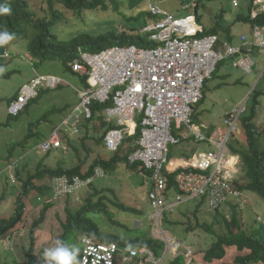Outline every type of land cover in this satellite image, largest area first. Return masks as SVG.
Masks as SVG:
<instances>
[{
	"label": "rangeland",
	"instance_id": "374dc122",
	"mask_svg": "<svg viewBox=\"0 0 264 264\" xmlns=\"http://www.w3.org/2000/svg\"><path fill=\"white\" fill-rule=\"evenodd\" d=\"M45 2L46 0H29L30 9L36 13L35 18L49 17L50 10ZM153 2L158 3L176 16L190 14L191 8L195 12L198 5L199 23L205 30L208 31L215 24L220 23L225 27L232 28L235 42H238L239 34L243 32L252 38L251 26L247 22L236 21L238 14H249L246 4L235 8L230 0H153ZM126 6L127 4H122L119 9ZM142 7L147 8L146 0H143ZM142 7L140 6V8ZM114 11V9L101 10L98 13L88 14L89 25L75 20L71 12H68L66 17L61 14L63 20L53 29L56 30L57 35H62L59 37L62 40H69L66 37L70 35L72 37V33L78 31L79 28L93 33L105 32L112 28V31L117 32L118 39H127L126 36L132 34L126 35L120 32L118 27L123 26L125 30L129 31L130 28L127 27H140L144 22V15H139V13L126 10L120 13V17H115L117 14ZM87 13L89 12L85 14ZM128 15L139 17L130 20ZM23 28L26 32L25 36L13 38L6 44L0 45V68L3 69L0 72V221L8 220L14 216L19 197L22 196L26 205L24 219L12 229L14 238L7 239L4 243L0 241V264H5L7 261L12 264H30V250L37 258H40L43 255L42 252L46 248L53 247L54 241L59 239L63 231L61 222L65 221L67 217L66 208L69 207L76 213L78 208L85 205L90 193L94 194V191L108 188L112 190L104 195H107L105 201L109 211L112 212V221L105 213L88 214L93 221L99 224L103 234L112 233L126 237H162L159 230L154 229L149 220L153 209L142 174L132 171L123 162L115 171H109V176L96 178L91 186L85 184L70 197L57 198V201L48 210L46 220L39 228H34V221L40 217L43 208L38 196L45 195L46 188L50 196L53 195V177L45 176L42 179H36L35 185L27 196L22 194L24 180L34 175L35 178H38L39 170L44 168H72L80 163L82 171H86L94 160L101 157L109 158L114 153L108 151L102 141V136L109 126L102 120L101 113L104 114V107H100L97 102L93 104L94 117L92 120H86L84 116L80 115L76 125L69 123L59 131L69 146L67 153L62 148H53L48 153L42 152L41 143L51 135L53 130L63 125V121L73 114L74 109L80 103L78 89L84 86V82L67 70L61 57L48 59L37 57L34 53L33 43L35 33L29 30L30 25H23ZM83 31L81 29V32ZM114 36L116 37V34ZM5 52H8L10 57H2ZM28 55L32 59H29ZM253 57L256 62L253 73H246L242 69L234 67L233 60L229 58L218 65L213 78L205 84V98L196 107L195 123H204L213 127L220 126L223 124L225 114L237 104L248 99V111L245 116L252 115V122L261 128L264 127V75H261L264 68V57L258 50L254 52ZM39 74L60 75L66 78L71 85L66 84L55 90L41 89L39 97L32 100L24 112L19 116H10L8 113L10 100L24 83ZM75 126L80 129V133L71 135ZM85 132L86 134L83 135ZM28 135L30 136L28 137ZM245 138L246 130L241 120L238 131L232 136L230 143L234 147L239 146L243 141L246 142ZM123 144L120 153L133 151V139H125ZM192 148L195 149L192 150ZM208 148L209 146L206 144L195 145L188 142L186 145L183 143L178 147L171 146L170 157L183 156L184 154L192 156L195 150L200 151ZM10 160L12 161L10 162ZM13 162H15L14 169L7 170L8 164ZM13 176L16 178L14 181L12 180ZM243 180L245 182L244 178ZM40 188H43L42 193ZM245 196L247 198L246 207L243 210V215H238L240 221L246 231L251 232L255 227H258L261 230L259 237L264 239L262 225L255 220L257 214L264 216V198L251 191H246ZM93 201L99 202V196H94ZM120 204H125L131 210L133 209V212L131 210L122 211L119 208ZM196 210L197 215H195ZM225 212H227L226 207L216 211L209 207L208 202L202 201V198L183 201L173 212H165L164 230L168 235L173 234L186 244L193 245L197 252V260L201 261V264L233 262L237 255L246 254L248 250L239 251L236 248L233 252V249H229L230 246L227 247L226 255L222 260H215L211 263L202 261L206 250L217 240V234L226 233V228L217 223L221 221L222 224H225ZM204 224L205 226L212 225L211 231L205 229ZM132 229L140 230L134 233ZM170 259L171 256H168L165 262L168 263Z\"/></svg>",
	"mask_w": 264,
	"mask_h": 264
},
{
	"label": "built area",
	"instance_id": "2783aa9c",
	"mask_svg": "<svg viewBox=\"0 0 264 264\" xmlns=\"http://www.w3.org/2000/svg\"><path fill=\"white\" fill-rule=\"evenodd\" d=\"M233 2L238 5V0ZM254 5L253 17L264 14V0H254ZM149 10L153 16L162 18L149 20L142 29L155 43L153 47L117 45L101 55H84L90 66L77 64L76 67L83 73H90L93 85L96 81L100 84V89L91 87L82 94V108L87 116H91L92 101L110 100L115 88L114 104L107 109V114L110 118L118 117V124L123 128L108 131L105 140L110 150H117L121 145L125 133L133 127L134 114H143L142 137L138 142L142 148L131 155L130 160L143 158L148 167L155 168L147 184L151 187L150 197L155 209L152 218L161 229L163 212L174 204L167 200L168 179L163 171V165L168 161L169 143L179 141L173 135V123L176 122V127L190 125L193 105L203 98L204 84L212 78L220 61L240 55L234 64L248 71L251 69L254 62L248 53L259 47L264 54V24L255 26V40L250 41L243 35L242 42L235 45L221 43L217 34L195 36L203 29L194 16L177 18L155 3L149 4ZM245 52L247 55L243 54ZM60 80L56 76L33 79L22 88L17 99L11 100L9 112L19 113L37 94L40 86H56ZM244 109L241 106L232 110L225 121L229 127L227 130L216 129L210 135L195 131L198 139L204 140L213 149L199 151L190 159L178 160L175 167H167L168 172L177 171L176 182L186 198L204 197L213 209L229 200L242 202L243 192L236 180L240 160L232 153L227 140L236 130ZM52 146H61L56 134L45 142L43 149L48 150ZM103 175L104 171L97 168L94 177ZM85 183L80 177L73 180L67 176L57 177L54 179L55 195L70 193ZM183 197L178 195L177 202ZM86 243L82 264H113L118 250L127 262L159 263L150 248L123 251L116 243L95 244L90 239ZM169 246L177 253L181 243L171 239ZM186 248V257L190 261L191 250L188 246Z\"/></svg>",
	"mask_w": 264,
	"mask_h": 264
},
{
	"label": "trees",
	"instance_id": "16d2710c",
	"mask_svg": "<svg viewBox=\"0 0 264 264\" xmlns=\"http://www.w3.org/2000/svg\"><path fill=\"white\" fill-rule=\"evenodd\" d=\"M45 3L50 10V15L47 18L45 16L37 19L35 18L36 13L30 9L31 5L29 0H0V5L10 7L11 9L10 14L0 15V33L8 32L14 38H22L26 34L23 25H30L29 30L32 32L34 31L35 33L33 41L35 55L41 59L61 57L66 64H68L71 59L75 58L77 53L82 49L98 50L114 44L130 43H136L140 46L155 45L154 42L149 40L148 35H129L126 36L129 37V39H118V36L115 37L114 32L111 30L93 33L92 31L83 28H81L84 30L83 32H81V29L79 28L78 31L72 33L73 39L70 35L66 37L69 40H62L59 38L62 35L58 36L53 29V26L58 22L59 18L62 17L61 14L66 17V14L71 12L75 20H79L81 23L89 25L90 18L88 17V14L98 13L101 12V10L108 11L114 9V13L117 14L115 17H120L121 12L116 10V6L128 4L132 9H138L142 5L143 0H46ZM86 12L89 13L85 14ZM143 15V18L148 17L147 12H144ZM92 20H95L96 22L98 21L96 19ZM256 20L259 21V18ZM108 21L109 20L107 19V22ZM144 22H146V19ZM221 29L227 33L230 31L229 28L217 23V25L209 30V32L218 33ZM257 99L258 95L256 96V102ZM252 120V115L246 116L244 120L247 142L245 144L242 143L239 146H233V149L234 152H238L242 158V175L245 179V183L241 188L253 191L264 198V127L261 128L257 126ZM138 134L139 132H137V135ZM121 162L125 163L128 168L130 167L132 171L139 169V164H131L128 160V155H121L119 150L109 158L101 157L94 160L85 174L82 172V164L80 163L72 168L57 167L40 169L37 174L38 178H35L34 175L29 176L24 180L22 194L25 196L29 195L31 189L35 185V180L42 179L45 176L68 174L70 175V178L80 175L87 179L93 176L98 167L104 169L109 176V171H115ZM171 179L174 178L171 177ZM111 190V188H108L101 191H94V194L90 193L89 197L86 199L85 205L78 208L76 213L67 207L66 220L61 222L63 231L60 235V239L69 246L79 248L80 236H82V234H87L89 236H97V238L101 240L117 242L120 245L128 247L142 248L143 246H149L154 249L157 256H161L166 249L164 242L155 239L152 236L126 237L112 233L105 235L99 224L88 216L90 213L99 212L108 214L109 219H113L112 212L109 211V207L106 205L107 202L105 201V198L107 195H104ZM40 192H43V188H40ZM94 196H99L100 201L95 203L93 201ZM17 203V210L14 217L9 220H3L0 223V238L8 236V233L12 232V229L24 219L26 205L22 196L19 197ZM116 204L118 205V203ZM52 206L53 203L44 205L41 217L34 223L35 227L39 226L45 220L47 211ZM119 208L125 211L131 210L125 204H120ZM131 212H133V209ZM195 215H197V210L195 211ZM217 223L226 228V233L217 234V240L212 243L204 254V262L211 263L215 260H222L226 255V248L231 246L236 247L239 251L248 250V252L243 255H237L233 262H224L222 264H264V239L259 237L260 229L255 228L251 232L246 231L241 225L238 214L235 212L231 221L225 218V224H222L221 221ZM164 224L165 222L163 220V226ZM203 227L205 229L207 228L208 231H211L213 228L212 225L205 226V224ZM139 230L140 229H132L134 233ZM42 253L44 254V252ZM29 261L32 264H44L43 255H41L40 258H37L32 250H30L29 253ZM183 263V258L180 257L175 258L169 264ZM5 264L12 263L7 261Z\"/></svg>",
	"mask_w": 264,
	"mask_h": 264
},
{
	"label": "clouds",
	"instance_id": "9594fccd",
	"mask_svg": "<svg viewBox=\"0 0 264 264\" xmlns=\"http://www.w3.org/2000/svg\"><path fill=\"white\" fill-rule=\"evenodd\" d=\"M233 1H234V0H230L232 6L235 7V8H240L242 5H245V4L247 5V8H248L249 14H248V15H245V14H243V13L238 14L237 17H236V21H237V22L239 21L240 23L247 22V23L251 26V28H252V38H249V37L247 36V33L243 32V33L239 34V37H240L239 42H238V43H232V44L237 45V44H239L240 42H242V36H243V35H245V36L247 37V39H249L250 41L255 40V36H254V28H255L256 25H262V24H264V14L261 13V14L256 15L255 17H253V10L256 8V6L254 5V0H238V5H235ZM146 2H147V8H143L142 5H141L142 8L139 7L138 9H132V8L127 4V6H126L125 8H123V9H119V6H116V8H117L116 10H117V11H120V12H122V11H126V10H130V11H133V12L139 13V15H143L144 12H147V13H148V17H147V18H144V21H145V19H146V22H144L142 26H140V27H135V26L127 27V28H130L129 31L125 30V29L123 28V26H119L118 28H119V31H120V32H123V33H125L126 35H127V34H132V35H141V36H145V35H148V34L143 33V32H142V29H143V27L147 24V22H148L149 20H151V19H153V20L162 19L161 17L153 16V15L151 14L150 10H149V4H150V3H154L153 0H146ZM155 4L159 5L158 3H155ZM159 6H160V5H159ZM254 6H255V7H254ZM160 7H161V6H160ZM192 7H193V6H192ZM161 8H163V7H161ZM163 9H165V8H163ZM165 10H167V9H165ZM196 10H198V5H197L196 8H195V12H193V8H191V11H192V12H191L190 14L186 15V16H176L174 13H171V12L168 11V10H167V11L170 12L171 14H173V15H174L175 17H177V18L194 16L195 19H196V21H197V23H198V24L202 27V29H203L201 32H199V33H198L197 35H195V36H197V37H204V36H206V35L217 34V35L219 36V39H220V42H221V43H222V42H228V41L224 38V35H225L226 31H224L223 29H221L218 33H211V32H209V30H208V31L205 30L204 27L199 23L200 17H199L198 14H197L198 12L196 13ZM10 13H11V9H10V7L4 6V5H0V15L10 14ZM127 17H128L130 20H132V19L137 18V17H139V16H137V15H128ZM257 18H259V21L256 20ZM62 20H63V18L60 17L59 20H58V22H57L53 27H55L56 25H58ZM218 24H220V23H218ZM216 25H217V24H215V26H216ZM215 26H214V27H215ZM222 26H223V25H222ZM224 27H225V26H224ZM131 28H133V29H131ZM212 28H213V27H212ZM212 28H211V29H212ZM226 28H229V29H230V31H229V35H230L231 37H234V35H233V31H232V28H231V27H226ZM115 29H116V28H115ZM211 29H210V30H211ZM109 30L112 31L113 29H112V28H109ZM54 31L56 32L55 29H54ZM107 31H108V30H107ZM33 32H34V31H33ZM112 32H114V31H112ZM114 34H116V37L118 36V35H117V32H114ZM58 36H60V35H58ZM148 36H149V35H148ZM195 36H194V37H195ZM13 38H14V37H13L11 34H9L8 32L0 33V45L6 44L8 41H10V40L13 39ZM126 38L129 39V37H126ZM16 39H17V38H16ZM72 39H73V37H72ZM149 40H150V37H149ZM150 41H151V40H150ZM152 42H153V41H152ZM230 43H231V42H230ZM117 45H121V46L134 45V46L141 47L140 45H138V44H136V43H130V44H114V45H112V46H107V47H104V48H101V49H98V50H83V49H82V50L79 51V53H77V56H76L75 58L71 59V60L68 62V64L65 63L64 59H61V60L64 61V64H65L67 70H68L70 73L73 72V73H74V74L72 73L73 75L78 76V77L80 78V80L84 82V86H83L82 88L78 89L79 96H80V103H79V104L76 106V108L74 109V112H75V116H76V118L79 120V119H80V115H83V116L85 117L86 120H92L93 117H94L93 104H94V102H97V103H99L100 107H101V106L104 107V108H103V111H104V114H105V115H104L103 113H101L102 120H103L104 122L108 123V126H109V127H108V130L106 131V133L104 134V137H103V141H104V143H105L106 149H107L108 151H110V152H113V153L118 152V151L121 149V146H122V145L124 146L123 143H124L125 139H133V141H134V144H132V145H134V147H133V149H132L133 151L129 150V151H127L126 153H120V154L123 155V156L127 154V155H128V160H129V162H130L131 164H139V165H138L139 169H137L138 171H137V170H134V171H136V172L142 174V176H143V178H144V186L147 187V188H148V191H149V201H150V204H151L152 209H153V212H152V213L150 214V216H149V220H150L151 224L154 226V229L159 230L160 234L162 235V237H160V236H152V237L155 238V239H158V240H160V241H162V242H164L165 245H166V249H165L164 253H163L161 256H157L156 253H155V251H154V249L151 248V247H149V246H143L142 248H139V247H131V246L128 247V246L120 245V244L117 243V242L107 241V240H101V239L97 238V236H89V235H87V234H82V236H80V239H79V248L69 246V245L66 244L64 241H62V240L60 239V237H59V239H56V240L54 241V246L51 247V248H46L45 251H44V254H43L44 264H82V262H83V257H84V255H85V249L87 248V243H86L87 239H90L91 242H93V243H95V244H105V245H107V244H111V243H116V244L119 246V248L122 249L123 251H129L130 249H134V248H135V249H139V250L141 251V250H144V249H146V248H150V249L153 251L154 256L156 257V259L159 261L158 264H165V263H166V262H165V261H166V258H167L168 256H171V259H170V261H169L168 263H166V264H169V263H170L171 261H173L175 258H180V257L183 258V261H184L183 264H193V263L201 264V261H198V260H197V257H196L197 252H196V250H194L193 245H191V244H186L183 240L178 239V238H177L176 236H174L173 234L168 235L167 231L164 230L163 220H164V218H165L164 216H165V212H166V211H171V212H173V211L175 210V208L179 206L180 203H182L183 201H188V200L194 199V198H198V199H199V198H202V201L207 202V201L205 200L204 197H194V198H190V199L186 198V195L184 194V192H183V191L178 187V185H177V182H176L177 171H172V172H168V171H167V167H170V168L175 167V165H177V161H178V160H180V159H190L191 157H193V155H194L195 153L199 152V150H195L192 156H187V155H185V156L170 157L171 146H173V147H178V146L182 145L183 143H185V144L187 145L188 142H189L190 144L194 143L195 145L206 144V145L209 146V148L206 149V150H211V149H213V148H212L208 143H206L204 140H200V139H198V136L196 135L195 131H199L200 133H204V134H206V135H210V134H212L213 131L216 130V129H225V130H227L229 127H228V125L226 124L225 121H226V119L228 118L229 114H230V113L232 112V110H234L235 108H237V107H241V106H244L245 109H244V111L240 114V117H239L238 122H237V128H236L235 131H233V132L231 133V135L228 137V140H227L228 146H229V148L231 149L232 153H233L235 156H238V157H239V160H240V162H239V166H238V168H239V173H238V176H237V179H236V180H237V186H238L239 189L243 192V194H242V202H234L233 200H229L228 202H226V204H223V205L220 206L219 208L214 209V210H216V211H219V210H221L223 207H226V209H227V212H225V214H226V219L229 220V221L232 220V217H233L234 212L237 213L238 215H239V214H242V215H243V210H244L245 207H246V199H247L246 196H245V192H246V191H250V190L242 189V188H241V186L245 183L244 180H243L244 177H243V175H242V158H241V155H240L238 152H236V153L234 152L233 146L231 145L230 141H231V139H232V136L235 135V134L237 133V131H238V127H239V123H240L241 120H242V124H243V126H244V120H245V117H246V116H245V113L248 111V99H246L243 103L237 104V105L234 106V107H233V108H232L227 114H225L224 117H223V124H222V125H220V126H214V127H213L212 125H208V124H204V123H200V124H198V123H195V121H194V113H195V111H196V107H197V105H198V104H199V103L205 98V92H204V89H203V98H202L200 101H198L197 103H195V104L193 105V111H192V114H191V123H190V125L183 124L181 127H176V122L173 123V124H174V125H173V128H172L173 135H174L175 137H177V138L179 139V141H178L176 144L169 143V145H168V148H169V151H168V161H167L166 163H164V165H163V171H164V174L166 175V177H167V179H168V185H167L166 197H167V200H168L169 203H174V204H173L172 206L168 207V208L163 212V216H162V218H161V222H160V224H161V229H162V231H163V232H162L161 229L159 228V226L157 225L156 220H155L154 218H152V215L155 213V209H154V207H153L152 199H151V197H150L151 187H150V185L147 184V182L149 181L148 177L151 176V175L153 174L155 168H153V167H148V166H147V162H146L145 159H143V158H141V159H135V160L132 161V162H131V160H130V156L133 155L135 152H137L138 150H140V149L142 148V146H141L138 142L140 141V138L142 137L141 135H142V129H143V125H142L143 114H142V113H138V112H136V113L134 114V124H133V127L131 128V130H129V132L125 133V135H124V139H123L121 145L118 147L117 150H110V149L108 148V146H107V144H106V140H105L108 131H109L110 129H113V128H123V127L119 126V124H118V117H112V118H110V117L108 116V114H107V109L110 108V107H112L113 104H114L113 96H114V94H115V88H114V89L112 90V92H111V99H110V100L105 101V102H102V101H100V100H98V99H94V100L92 101V104L90 105L91 116H87L86 112H85V111L83 110V108H82V102H83V101H82V100H83V96H82V94H83L87 89H89V88H91V87H93V88H95V89H100V84H99L98 81H96L95 85H93V83L90 81V78H91L90 73H83V72L81 71V69H78V68L76 67V65H77V64H81V65H85V66H90V65L85 61V59H84V55H91V56L101 55V54L103 53V51H106V50H108V49H110V48H112V47H114V46H117ZM153 46H154V45H153ZM153 46H144V47H153ZM256 50H258V52L260 53V55L264 57V54L261 53L260 48H259V47H254L253 51H252L251 53H248L249 56L253 59V62H254L253 65H252V67H251V69H250L249 71H248V70H245L244 68H242V67L237 66V65L234 64V63L240 58V55H237L235 58H229V59H232V60H233V66H234V67H237V68H239V69H242V70H243L244 72H246V73H253V72H254V67L256 66V62H255V59H254L253 55H254V52H255ZM243 54H244V55H247L246 52L243 53ZM28 56H29V59H32V57H31L30 55H28ZM2 57H5V58L7 57V58H8V57H10V54H9L8 52H5V53L2 54ZM226 59H228V58H226ZM223 60H225V59H223ZM223 60H222V61H223ZM222 61H220V63H221ZM220 63H219V64H220ZM219 64H218V65H219ZM217 67H218V66H217ZM216 69H217V68H216ZM2 71H3V69L0 68V72H2ZM215 71H216V70H215ZM215 71H214V73H215ZM214 73H213V75H214ZM261 75H262V76L264 75V68H263V71H262ZM39 76H56V77H59L61 80L59 81V83H58L56 86H47V85L40 86V87L38 88V92H37V94H36L33 98H31V99L28 101V103H26L25 107H24L19 113H17V114H12V113H10V112H9V105H8V113H9L10 116H19L22 112H24V111L27 109V107L29 106L30 102H31L32 100H34V99H36V98L39 97V95H40V90H41V89H53V90H55V89H59V88L65 86L66 84L71 85V83L68 82V80H67L66 78H64V77H62V76H60V75H56V74H39V75L33 77L32 79H30L28 82L24 83V84L21 86V88L19 89L18 93H17V94L11 99V100H15V99H17L18 96H19V94H20V92H21V90H22V88H23L25 85L29 84L33 79H35V78H37V77H39ZM212 78H213V76H212ZM212 78H210V79H212ZM210 79H208V80H210ZM208 80H207V81H208ZM207 81H206V82H207ZM206 82H205V84H206ZM205 84H204V87H205ZM11 100H10V102H11ZM10 102H9V104H10ZM247 116H249V115H247ZM71 118H72V117H71ZM71 118H70L69 120H64V121H63V125L57 127L55 130H53L52 133H51V135H50L46 140H44V141L41 143V147H40V148H41L42 152H44V153H48V152H50L53 148H62V149H64V151H65L66 153L68 152V150H69V146H68L67 143H66V139H65V137H62V135L59 134V131L62 130V127H63V126H65V125H67V124H69V123H71V124H73V125H76V124H74V122L71 121ZM244 128H245V127H244ZM87 130H88V129H87ZM72 131H74V132H72ZM72 131H71V134H77V133H80V129H79L77 126H75V127L72 129ZM137 132H139L138 135H137ZM54 134H56V135L58 136V138L60 139V141H61V146H52L50 149H48V150H44V149H43V145L45 144V142H47L48 140H50V138H51ZM85 134H86V132H85L83 135H85ZM28 136H30V135H28ZM245 140H246V142H247V139H246V138H245ZM246 142L243 141L242 143L245 144ZM194 149H195V148H192V150H194ZM206 150H200V151H206ZM11 161H12V160H10V162H11ZM14 166H15V162H13V163H9L6 169H7V170H12V169H14ZM76 166H77V165H76ZM98 168H100V167H98ZM87 170H88V169H87ZM87 170H86V171H87ZM96 170H97V168H96ZM96 170H95L93 176H91V177H89V178H87V179H86V178H83V177L80 176V175L73 176V178H74V177H80L81 179H83L84 181H86L85 184H87L88 186H90V185L95 181L96 178H99V177H105V176L108 175V173H107L106 171H104V169H102V170L104 171V175H103V176H99V177H94V175H95V173H96ZM140 170H141V171H140ZM86 171H82L83 174H85ZM62 176H67V177L70 178V175H68V174L51 176V177H53V180H52V182H53V188H52L53 193H52V194H53V195H52V196H50L49 191H48L47 188L44 190V194H45L46 196H45V195H39V196H38V200L41 201V203L43 204V207H44V205H46V204H48V203H53V204H54V202L57 201V200H56L57 198H60V199H61L62 197H65V196L70 197L72 194H75L80 188H82V187L85 185V184H84V185L80 186L79 188L75 189L74 191H72V192H70V193H66V194H63V195H61V196H56V195H55V192H54V186H55V185H54V179L57 178V177H62ZM92 177H94L93 180H89V179H91ZM171 177H173L174 179H171ZM43 178H44V177H43ZM73 178H70V180H73ZM15 179H16L15 176H13V177H12V180L14 181ZM22 192H23V186H22ZM251 192H253V191H251ZM254 193H255V192H254ZM178 195H183V196H184V197H183L184 199L181 200V201H179V202H177V201H178V200H177ZM48 196H50V197H48ZM18 199H19V198H18ZM46 199H47V200H46ZM17 202H18V201H17ZM241 204H242V205H241ZM209 207H210V206H209ZM50 208H51V207H50ZM210 208H211V207H210ZM42 209H43V208H42ZM120 209H121V208H120ZM211 209H213V208H211ZM16 210H17V208H16ZM121 210H122V211H125V210H123V209H121ZM41 212H42V210H41ZM47 212H48V211H47ZM126 212H127V211H126ZM15 213H16V212H15ZM12 217H14V216H12ZM12 217H11V218H12ZM40 217H41V214H40ZM40 217H39V218H40ZM46 217H47V214H46ZM46 217H45V220H46ZM11 218H10V219H11ZM39 218H38V219H39ZM38 219H36L35 221H37ZM8 220H9V219H8ZM45 220H44V221H45ZM255 220H256L257 223H260V224L262 225V230L264 231V216H263L262 214H257L256 217H255ZM2 221H3V220H1L0 223H1ZM35 221H34V223H35ZM44 221H43V222H44ZM43 222H42V223H43ZM42 223H41V224H42ZM41 224H40L39 226H37V227H35V225H34V228H39V227L41 226ZM241 225H242V223H241ZM242 227H243V225H242ZM243 228H244V227H243ZM255 228H256V229H259L258 227H255ZM163 234H165V237H164ZM166 236H167V237H166ZM94 237H96V238H94ZM13 238H14V232L12 231V232L8 233V236L1 237V238H0V241L4 243L7 239H8V240H12ZM171 239H173V240H175V241L181 243V247L178 249L177 253H174V252L171 250L170 246H169V243H171ZM186 246H188V247L190 248V250H191L192 258H191L190 261H188V259H187V257H186V253H187V248H186ZM226 249H227V248H226ZM229 249H233V250H234L233 252H235L236 247H231V248H229ZM121 254H122V252H121L120 250H118V251L115 253V257H114L113 264H122V263L135 264L134 262L132 263V262L124 261L123 258H122V256H121ZM203 260H204V256L202 257V261H203ZM203 262H204V261H203ZM30 264H32V263L30 262ZM149 264H152V263H149Z\"/></svg>",
	"mask_w": 264,
	"mask_h": 264
},
{
	"label": "crops",
	"instance_id": "0c3cea01",
	"mask_svg": "<svg viewBox=\"0 0 264 264\" xmlns=\"http://www.w3.org/2000/svg\"><path fill=\"white\" fill-rule=\"evenodd\" d=\"M224 38L228 41V42H231V43H238L239 42V40H240V37H239V39H238V42H235V39H234V37H231L230 35H229V33H225V35H224ZM79 99H80V96H79ZM83 116V115H82ZM72 117V118H71ZM81 117V116H80ZM71 118V121L72 122H74V124H77L78 122H79V120L76 118V116H75V112H73V114L72 115H70V117H68V118H66L65 120H69ZM105 124H106V122H105ZM72 132H74V131H72ZM71 135H75V134H71ZM103 137H104V135L102 136V141H103ZM69 143H70V141H69ZM68 143V144H69ZM183 156H185V154L183 155Z\"/></svg>",
	"mask_w": 264,
	"mask_h": 264
},
{
	"label": "water",
	"instance_id": "95a60500",
	"mask_svg": "<svg viewBox=\"0 0 264 264\" xmlns=\"http://www.w3.org/2000/svg\"><path fill=\"white\" fill-rule=\"evenodd\" d=\"M198 12V10H196V13Z\"/></svg>",
	"mask_w": 264,
	"mask_h": 264
}]
</instances>
